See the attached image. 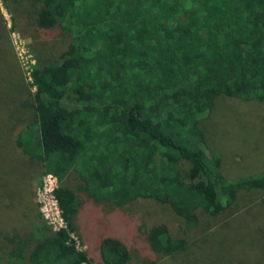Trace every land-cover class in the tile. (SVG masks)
I'll return each mask as SVG.
<instances>
[{"label":"trees","instance_id":"obj_1","mask_svg":"<svg viewBox=\"0 0 264 264\" xmlns=\"http://www.w3.org/2000/svg\"><path fill=\"white\" fill-rule=\"evenodd\" d=\"M2 3L11 30L29 37L33 57L29 93L17 68L6 63L4 46L10 45L0 15V63L7 75L0 100L10 84L9 117L19 104L27 108L24 124L17 127L16 118L7 132L23 158H39L42 173L57 178L53 194L65 222L52 231L36 212L47 233L18 236L10 251L22 258L33 242L23 264H120L117 252L127 262L130 253L116 237L100 238L90 255L70 237L75 233L84 243L75 216L98 208L100 200L116 211L150 200L182 219L136 225L145 238L141 262L160 264L158 258L185 250L187 233L200 228L197 215L233 210L240 191L264 188V167L224 176L200 127L218 96L264 104V0ZM26 91L29 98L19 99ZM71 175L81 183L82 200L63 182ZM249 208L264 212V194L235 212Z\"/></svg>","mask_w":264,"mask_h":264},{"label":"rangeland","instance_id":"obj_2","mask_svg":"<svg viewBox=\"0 0 264 264\" xmlns=\"http://www.w3.org/2000/svg\"><path fill=\"white\" fill-rule=\"evenodd\" d=\"M0 15L10 45L4 46L6 63L17 68L27 91L32 93L27 75L28 66L33 61L28 45L30 39L15 29L11 30V15L2 0ZM6 79L0 63V83ZM27 91L19 99L29 98ZM10 94L12 90L9 84L4 88V96L0 100V227L5 228V238L0 239V264H23L33 242H29L22 258L15 257L10 254L17 246L15 238L19 236L22 239L25 233L31 232L41 239L47 233L42 222L36 218L39 210L35 200V189L44 173L39 158L32 161L23 158L13 144V135L7 132L16 118L21 120L17 127L24 124L23 118L27 119V108L20 104L9 117L4 99ZM64 104L72 106L71 102L65 101ZM17 127L13 128V132ZM200 127L213 155L219 160L220 172L224 176L246 175L264 167V104L218 96L210 111L201 117ZM63 182L76 190L78 199L82 200L81 183L73 175L66 176ZM263 194L264 188L242 190L237 194L233 210L230 207L212 216L204 213L197 215L200 228L187 233L185 250L158 258L160 264H264L261 255L264 252V212L257 213L251 208L245 212H235L243 205L253 206ZM14 200L17 202L14 203ZM113 207L110 202L100 200L98 208L89 207L76 214L75 229L84 241L81 243L77 235L72 234L78 250L90 255L98 250L100 238L112 236L124 242L130 253L127 262H123L116 253V260L120 264H143L141 245L145 243V238L136 227L137 223H152L165 218L174 224L182 222L168 208L162 210L150 200L129 202L119 211ZM173 223L171 227L176 236L180 231ZM44 225L48 229L47 223ZM251 244L259 247V250L253 249ZM112 248L108 247V250L114 251Z\"/></svg>","mask_w":264,"mask_h":264},{"label":"built area","instance_id":"obj_3","mask_svg":"<svg viewBox=\"0 0 264 264\" xmlns=\"http://www.w3.org/2000/svg\"><path fill=\"white\" fill-rule=\"evenodd\" d=\"M31 63H33L32 60ZM27 75L28 78L30 79L29 66H28ZM57 184H58L57 178L52 173L45 172L41 176L35 189V200L38 205L39 213L44 219L45 223H47V225L52 231L65 227V222L62 219L61 211L58 207L56 198L53 194V190L57 186ZM72 234H70L71 238H72ZM72 240L75 242L73 238ZM75 247H76V242H75ZM76 249L78 248L76 247Z\"/></svg>","mask_w":264,"mask_h":264}]
</instances>
